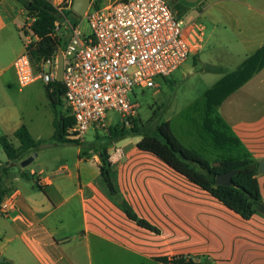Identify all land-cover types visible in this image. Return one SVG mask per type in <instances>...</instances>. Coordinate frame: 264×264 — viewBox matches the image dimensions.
<instances>
[{
	"label": "crops",
	"instance_id": "crops-1",
	"mask_svg": "<svg viewBox=\"0 0 264 264\" xmlns=\"http://www.w3.org/2000/svg\"><path fill=\"white\" fill-rule=\"evenodd\" d=\"M49 1L61 4L64 0ZM214 2H221V8L212 19L205 16L209 9L206 0H196L194 7L175 0L171 10L177 18L200 26L204 43L210 41L212 48L220 45L227 56L242 62L264 45V0ZM26 20L27 13L19 2L0 0V135H6L14 146L19 143L12 142L13 133L22 125L41 142L44 131L50 139L54 132L53 110L45 84H36L39 80L21 88L29 87L27 94L31 96L22 98L21 107L2 106L4 90L16 83L15 78L4 80L3 75L13 69L14 59L25 50L21 28ZM62 30L58 37L64 39ZM263 70L216 109L229 133L240 142L239 150L227 155L226 161H244V156L264 160ZM247 87L254 91L245 93ZM27 99L33 103L29 105ZM136 142L133 147L119 146L108 153L112 171L117 172V189L123 195V212H119L125 224L113 217L107 185L98 167L99 152L93 151V144L54 143L37 151L26 167L13 164L3 197L11 203L10 212L0 215V264H81L83 257L91 264L92 241L127 251L137 262L164 264L144 249L151 247V234L158 238L153 242L158 250L166 248L161 230L166 228L167 219L174 228V246L183 245L182 253L196 264L201 259L213 264H264V212L256 209L251 218H241L155 156L139 150ZM66 153L69 157L63 156ZM256 179L264 205V173H257ZM126 207L137 219L152 224L153 230L129 219ZM151 216L156 218L151 221Z\"/></svg>",
	"mask_w": 264,
	"mask_h": 264
},
{
	"label": "built area",
	"instance_id": "built-area-1",
	"mask_svg": "<svg viewBox=\"0 0 264 264\" xmlns=\"http://www.w3.org/2000/svg\"><path fill=\"white\" fill-rule=\"evenodd\" d=\"M62 15L53 34L66 31L65 44L47 59L34 62L31 45L37 41L27 16L22 26L25 50L13 61L16 82L23 88L36 80L45 85L55 79L57 56L62 54L63 118L70 120L63 138L83 141L90 128L105 130L107 112L129 125L138 104L134 89L154 88L156 79L177 70L204 47L201 27L175 16L165 0H113L100 8H87L90 33L64 16L72 0L53 4ZM118 151V149H115ZM11 203L1 201L0 215L8 216Z\"/></svg>",
	"mask_w": 264,
	"mask_h": 264
},
{
	"label": "trees",
	"instance_id": "trees-1",
	"mask_svg": "<svg viewBox=\"0 0 264 264\" xmlns=\"http://www.w3.org/2000/svg\"><path fill=\"white\" fill-rule=\"evenodd\" d=\"M26 11L27 16L33 18L30 28L37 38L32 44L30 55L34 62L47 59L55 53L58 48L65 44V40L53 34L54 23L61 19V14L49 0H16ZM103 0H92L93 8L102 7ZM72 12H65L67 18L74 16ZM264 67V45L253 54L247 56L240 67L220 78L212 87L204 93V122L203 128L210 135L213 146L217 149L227 147H239V140L232 136L227 125L216 114L219 105L233 92L244 85L255 73ZM63 85L54 79L45 85L46 96L53 110V142L71 143L78 145V141L63 138L65 127L70 120L63 118ZM132 119V131L140 137L136 147L146 153L155 156L165 163L170 169L185 177L190 183L210 194L214 199L223 204L230 211L247 220L255 213L261 204V196L257 183V161L245 157V160L229 166L226 169L214 170L212 164L198 151L185 147L172 134L169 122H163L156 126L154 133L139 132V127ZM13 136L18 141L14 146L6 135H0V145L7 160L0 162V203L8 192L6 180L13 164L23 160L29 152H36L42 147V142L31 137L27 128L22 125L18 127ZM97 151V150H96ZM227 163V162H224ZM231 164L230 162H228ZM110 162L104 150L99 153V170L105 184L110 189ZM237 170L232 176L231 185H222L216 182V175L220 172ZM26 177L25 174H22ZM127 217L145 229L153 227L144 220L137 219L129 208H125ZM164 264H196L191 258L178 256L172 259L157 258Z\"/></svg>",
	"mask_w": 264,
	"mask_h": 264
},
{
	"label": "rangeland",
	"instance_id": "rangeland-1",
	"mask_svg": "<svg viewBox=\"0 0 264 264\" xmlns=\"http://www.w3.org/2000/svg\"><path fill=\"white\" fill-rule=\"evenodd\" d=\"M111 1L113 0H103V3L102 1L100 3L104 6ZM177 1L187 7H194L196 5V0ZM214 1L215 0H206V5H208L209 9L206 11L205 16L210 19L214 18L218 10L221 8V2ZM165 2L169 8H174L175 0H165ZM204 5L205 3L201 7L203 8ZM200 8L195 7V9ZM67 19L70 23L78 25L81 33H90V28L86 19L77 15L69 18L67 17ZM185 19H187V17H185ZM215 31L217 34L221 33L219 30ZM66 34V31L62 30L61 36L65 37ZM205 46L206 49H204ZM240 61L239 58H231L227 56L221 49L220 45L216 44L215 47L212 48L210 41H207L204 43V47L197 57L190 56L186 62L169 76L156 79L157 85L154 88H135L133 94L129 97L138 104L135 123L139 127V132L154 133L157 125L168 121L172 134L180 141V143L185 147L192 148L202 154L210 161L214 170L220 171L242 162L241 160L226 161L228 158L225 159V157L229 154H234V151L236 149L239 150V147H227V149L224 148V150L215 148L212 146L210 135H208L203 128L205 91L212 87L224 75L237 70L242 63ZM262 74L264 76V70L262 71ZM3 78L4 80L16 79L14 69L8 70L5 75H3ZM36 84L43 86L41 80L37 81ZM19 88L17 82L13 83L10 88L6 87L3 93L4 100L2 103L4 108L8 109L15 105L21 107V103H24L22 98L24 99L29 95L27 94L29 87L24 89L20 88L21 91ZM250 91L253 92L254 88L249 89L247 87L245 93H250ZM29 97L31 96L29 95ZM243 97H246L245 94ZM27 103L31 105L33 102H31L30 99H27ZM118 119L116 113L112 111L107 112L105 130L90 128L84 135L83 141H81V147L93 144L94 152L97 150L96 152L100 153L101 150H104L107 157L112 148L119 146L123 147L125 145L133 147L140 136L132 131V120L129 125H126L122 120L119 121ZM43 135L42 147L40 149H45L54 144L53 140L48 138L49 136H46L47 134L45 131ZM11 140L15 145L18 144L17 139L12 138ZM64 145L77 146L76 144L71 143ZM67 152L71 153L72 151L68 148ZM63 156L69 157V154L66 153ZM245 157L248 156H244L243 158ZM1 160H6V155L0 145V162L3 163L4 161ZM110 179L112 181V188L109 189L107 187V189H105L108 195L107 199L111 200L110 204L112 206L111 209L114 211V219L120 224H125L122 220L123 216L119 212H123V195L120 194L117 189V172L114 170L112 171L111 166ZM150 218L151 221H153L156 217L151 216ZM161 231L166 239V248L164 250H158L157 245L153 244V242L158 241V238H155V236L151 234V247L148 250L144 249L145 254L147 253V255H150L153 258L159 257L172 259L179 255L187 257L186 253H182V251L185 250L183 245L178 244L177 246H174V228L172 225H169L168 219L166 228ZM134 237L140 238L138 234H134ZM161 240L160 237V241ZM89 251L91 255V264H157L152 261L137 262L136 259H133L135 257L131 256L129 252L105 246L103 242L98 244L97 242L94 243L92 241ZM86 258H88L87 253ZM82 259L81 264H86L84 262V257ZM199 264L213 263L201 259Z\"/></svg>",
	"mask_w": 264,
	"mask_h": 264
},
{
	"label": "water",
	"instance_id": "water-1",
	"mask_svg": "<svg viewBox=\"0 0 264 264\" xmlns=\"http://www.w3.org/2000/svg\"><path fill=\"white\" fill-rule=\"evenodd\" d=\"M92 0H72L71 9L73 13L79 17L84 16L87 8L90 6ZM55 79L59 82L62 80V54L59 53L57 56V71ZM37 156V153L34 152L31 156H28L19 162V165L24 168L29 165L33 158ZM237 170H229L225 172L217 173L216 182L222 185H231L232 176L236 173ZM257 173H264V160L258 161L257 164ZM259 212H264V205L260 204L257 207Z\"/></svg>",
	"mask_w": 264,
	"mask_h": 264
}]
</instances>
